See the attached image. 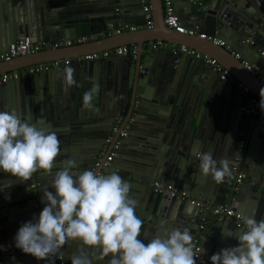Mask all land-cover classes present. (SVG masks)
<instances>
[{
	"label": "water",
	"instance_id": "water-1",
	"mask_svg": "<svg viewBox=\"0 0 264 264\" xmlns=\"http://www.w3.org/2000/svg\"><path fill=\"white\" fill-rule=\"evenodd\" d=\"M163 1L0 0V20L4 25L0 52L20 36L31 42L81 37L88 41L0 62V70L5 69L1 74L68 58L71 59L68 67L74 70L76 81L66 90L61 68L20 74L13 83L0 85V111L15 110L22 120L56 132L62 142L52 176L37 172L22 184L0 171V264H57L56 256L38 261L23 253L15 247L14 237L24 222L42 211L43 189L47 187L54 192L51 180L66 162H72L71 171L75 173L93 168L115 123H119L120 130L127 127L126 135L113 136L120 147L114 161L98 172L104 175L115 172L131 185L130 196L136 200V213L143 221L139 238L145 244L157 235L165 237L171 228H187L196 237L200 223H208L205 232L196 237L198 249L204 250L197 264H211L214 253L238 246L230 232L239 231L229 222L211 223L214 206L228 202L242 218L264 220V118L256 123L255 117L248 113L247 97L239 94L237 99L232 87L219 83L218 76L203 63L168 49L144 46L161 40L206 52L201 40L190 44L163 24ZM171 1L186 27H197L199 32L204 31V35L222 41L229 48L227 51L206 40L213 46L207 47L208 55L226 62L234 72L237 65L242 66L241 61L257 72L262 82L242 66L246 70L242 77L261 98L264 0ZM144 7L153 11L151 29L103 37L109 26H144ZM130 44L136 45L134 56L129 52L102 61L72 59ZM231 52L240 60L233 62ZM97 83L100 91L92 101L94 109H83L84 93ZM242 140L245 141L242 152L245 177L234 189L231 169ZM203 152L212 153L217 167L220 160L229 161L231 175L224 183L216 184L211 176L201 173L197 153ZM153 182L177 188L195 200L207 201L210 207H196L189 200L155 193ZM249 198L246 205L244 201ZM78 247V242L65 245L62 249L65 264H71L70 257ZM93 264H108V258H94Z\"/></svg>",
	"mask_w": 264,
	"mask_h": 264
},
{
	"label": "clouds",
	"instance_id": "clouds-1",
	"mask_svg": "<svg viewBox=\"0 0 264 264\" xmlns=\"http://www.w3.org/2000/svg\"><path fill=\"white\" fill-rule=\"evenodd\" d=\"M73 72L71 67L64 69L66 90L76 83ZM99 91L97 83L84 93L83 109H94L92 101ZM260 96L264 110V88ZM61 143L56 132L22 120L15 110L0 111V171L22 184L37 172L52 176ZM197 156L201 173L216 184L231 175L228 160H220L217 167L211 152ZM71 168L68 161L63 170L55 172L51 180L54 192L43 189L41 203L45 206L20 226L14 237L16 248L45 261L60 254L65 245L78 242L71 264H93L94 258H108V264H197V252L204 250L195 248L187 228H171L165 237L157 235L147 244L139 238L143 221L130 196L131 185L121 175L94 170L75 173ZM243 224L240 231L230 232L238 246L214 253L211 264H264V220L245 217Z\"/></svg>",
	"mask_w": 264,
	"mask_h": 264
},
{
	"label": "built area",
	"instance_id": "built-area-1",
	"mask_svg": "<svg viewBox=\"0 0 264 264\" xmlns=\"http://www.w3.org/2000/svg\"><path fill=\"white\" fill-rule=\"evenodd\" d=\"M118 11V9H115ZM143 11L146 12L144 15L145 25L136 27V26H128L124 24H119L117 28H113L109 26L104 32L103 37H110L113 35H120L121 33L134 32L138 29H151L152 28V20L150 9L148 7H144ZM163 23L164 25L172 30L174 33L187 36V37H198L202 40H208L212 44L217 45L219 47H224L225 50H229L227 46L222 41H219L216 38L207 37L204 34H199L197 29L195 28H185L181 26L178 15L176 13L175 6L171 0L163 1ZM87 41L85 37L77 38V39H67V40H57L54 42H31L27 37L20 36L17 40L13 41L8 45V48L0 52V62H9L14 58L32 55L38 53L43 50L49 49H57V48H66L74 45L83 44ZM249 44H252L251 41H248ZM149 45L152 49L160 48V49H168L173 54H180L184 57L190 58L193 61H198L203 63L206 68L211 69L217 76L221 82L229 83L234 86L240 95H244L247 97V104H249L248 113L252 114L255 117V121L261 122L264 118V110L260 108V99L255 96L248 86H246L243 82L238 81L233 77L231 72L223 67L216 59L211 58L195 49L184 45H176L170 44L161 40H155L153 42H147L144 46ZM137 51L136 45H126L117 47L114 49H108L101 52L89 53L84 55H79L73 60L77 62H90V61H102L111 56H126L127 53L131 52L133 56ZM231 55L236 59L240 60L239 56L232 53ZM70 60L68 58L63 59H54L43 63H38L35 65H31L28 67H24L18 70H13L9 72H4L0 74V85L6 84L9 81L17 80L20 74H40L49 70L61 69L69 66ZM241 65L252 75L257 77L259 82H262L263 79L258 76L257 72L250 67L246 62L241 61ZM127 127L123 130H120L119 123H115L111 135L105 139L104 146L101 150V153L95 160L93 168L91 170L98 171L103 168H106L114 159L115 153L120 147L118 141L114 140V135H118L119 138L125 137ZM245 146V141L242 140L239 142V147L237 150V155L234 157V165L232 166L231 172L234 174V182L233 188L243 183L244 181V170L242 164V152ZM100 172V171H99ZM101 173V172H100ZM34 176V174H33ZM32 176V177H33ZM152 191L158 194L165 195L169 198H176L182 200H189L191 205L196 207H210V203L203 200H195L190 198L188 195L178 190L177 188L171 186H164L159 182H153L151 184ZM212 217L215 221H223L229 222L232 224L234 228L237 230H241L244 228L243 218L236 214L230 204L227 202L223 205H217L212 208ZM206 230V224L203 223L199 226V231L195 233V236H200V233H204ZM196 237H193V245L196 249H198L196 245ZM201 255L197 252V262L200 261ZM57 264H65L63 253L57 254L56 257Z\"/></svg>",
	"mask_w": 264,
	"mask_h": 264
},
{
	"label": "crops",
	"instance_id": "crops-1",
	"mask_svg": "<svg viewBox=\"0 0 264 264\" xmlns=\"http://www.w3.org/2000/svg\"><path fill=\"white\" fill-rule=\"evenodd\" d=\"M162 7H163V3H162ZM117 8H119L118 6H117ZM153 12V11H152ZM152 12H151V17L153 16V14H152ZM179 18V21H180V24H181V26H183V27H185V28H188V27H186L185 25H184V23H183V21H182V19H181V17H178ZM0 19H1V17H0ZM3 20V19H2ZM1 21V20H0ZM164 24V23H163ZM131 26H134V25H131ZM195 29H197V32L199 33V34H205L204 33V31H201V32H199V30H198V28L197 27H195ZM139 30H145V29H139ZM125 32H127V31H125ZM135 32V31H134ZM129 33H132V32H129ZM4 36V25H3V23H2V21L0 22V38L2 39V37ZM183 36V35H182ZM182 39H185V40H188L189 42H190V44H192V43H195V42H199L200 40L202 41V43H203V45H205L206 46V49H204L206 52L207 51H209V50H207V47L209 46V47H213V46H210L208 43H207V41L206 40H202V39H200V38H198V37H186V36H184V38H182ZM200 41V42H201ZM88 41H86L85 43H87ZM84 44V43H83ZM130 45H134V44H130ZM211 45H213V44H211ZM184 46H186V45H184ZM214 47H216V46H214ZM196 50V49H195ZM197 51H199V50H197ZM199 52H201V53H204L205 55H207V56H209V57H211V58H214V59H216L215 57H212V56H210V55H208L206 52H202V51H199ZM228 59H230L231 60V58L230 57H228ZM223 67H225L226 69H228L229 71H231V73H232V75H233V77L234 78H236L238 81H241V82H243V83H245L246 85H248L247 84V82L245 81V79L242 77V76H244V75H246V70L242 67V66H239V65H237L238 66V70H237V72H234V71H232V69L231 68H229V66H228V64L226 63V62H224V61H220V60H218V59H216ZM233 62L235 61V58H234V60H232ZM196 62H198V61H196ZM68 67V66H67ZM66 67H64V68H62V69H65ZM3 70H5V69H3ZM3 70H0V72L1 71H3ZM211 73H213V74H215L212 70H211ZM217 80H218V82L219 83H224V82H221L218 78H217ZM9 82H11V83H13L14 81H9ZM8 82V83H9ZM257 85H258V87H262L260 84H259V82L258 81H254ZM227 84V86H230V87H232V89H233V92H235L236 93V97H237V99H240V98H238L239 97V92L237 91V89L234 87V86H232V85H230L229 83H226ZM249 86V85H248ZM250 87V90H251V86H249ZM262 88H264V86L262 87ZM254 90V89H253ZM251 92L256 96L257 94H255V92L254 91H252L251 90ZM260 98V97H259ZM113 161H114V159H113ZM252 183H254V181H252ZM251 200V198H249L248 200H246V201H244V203L246 204V205H248V203H249V201ZM248 207V206H247ZM246 207V208H247ZM214 219L212 218L211 220H210V222L211 223H214ZM204 222H201L200 223V225L201 224H203ZM206 224V228H207V226H208V223H205ZM200 234H202L201 232H199ZM208 252V251H207Z\"/></svg>",
	"mask_w": 264,
	"mask_h": 264
},
{
	"label": "bare ground",
	"instance_id": "bare-ground-1",
	"mask_svg": "<svg viewBox=\"0 0 264 264\" xmlns=\"http://www.w3.org/2000/svg\"><path fill=\"white\" fill-rule=\"evenodd\" d=\"M150 14H151V12H150ZM151 20H152V18H151ZM245 147V146H244Z\"/></svg>",
	"mask_w": 264,
	"mask_h": 264
}]
</instances>
